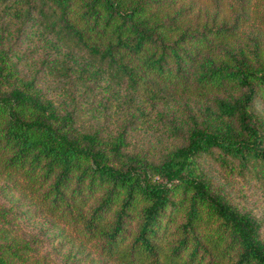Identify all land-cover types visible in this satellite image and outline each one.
I'll use <instances>...</instances> for the list:
<instances>
[{
	"label": "trees",
	"instance_id": "16d2710c",
	"mask_svg": "<svg viewBox=\"0 0 264 264\" xmlns=\"http://www.w3.org/2000/svg\"><path fill=\"white\" fill-rule=\"evenodd\" d=\"M0 264H264V0H0Z\"/></svg>",
	"mask_w": 264,
	"mask_h": 264
}]
</instances>
